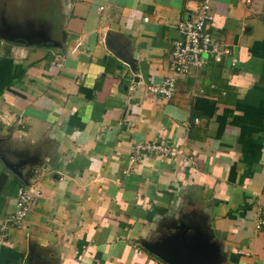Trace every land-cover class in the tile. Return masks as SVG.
Wrapping results in <instances>:
<instances>
[{
    "label": "crops",
    "instance_id": "crops-1",
    "mask_svg": "<svg viewBox=\"0 0 264 264\" xmlns=\"http://www.w3.org/2000/svg\"><path fill=\"white\" fill-rule=\"evenodd\" d=\"M56 1L0 0V31L44 38L0 37V264H264V0H209L237 65L168 98L148 86L202 0ZM153 142L177 152L131 160ZM21 184L41 195L3 230Z\"/></svg>",
    "mask_w": 264,
    "mask_h": 264
},
{
    "label": "built area",
    "instance_id": "built-area-1",
    "mask_svg": "<svg viewBox=\"0 0 264 264\" xmlns=\"http://www.w3.org/2000/svg\"><path fill=\"white\" fill-rule=\"evenodd\" d=\"M209 0H202L197 7L194 18L180 21L176 25L177 38L172 41L171 65L172 77H166L156 85L148 86V89L163 97H171L175 77L187 75L193 69L200 67L202 58L209 57L213 61H227L229 66L234 68L237 65V59L228 44L217 40L211 23L213 16L211 14ZM55 64L59 65L57 62ZM176 149L168 144L157 142L138 144L133 149L131 160L136 162L143 157L145 153L157 154L161 156H172ZM41 195V191L29 184H21L17 188L14 211L7 217L3 224V230L8 227H21L35 199ZM255 228H264V218L257 216Z\"/></svg>",
    "mask_w": 264,
    "mask_h": 264
},
{
    "label": "water",
    "instance_id": "water-1",
    "mask_svg": "<svg viewBox=\"0 0 264 264\" xmlns=\"http://www.w3.org/2000/svg\"><path fill=\"white\" fill-rule=\"evenodd\" d=\"M0 37L8 41H16V42L26 41L28 43H33V44L41 43L44 40V38L40 34L37 35L11 34L3 31H0ZM150 248L152 252H154L158 257H160L162 260H164L169 264H192V262H190L189 260L159 246V244H155Z\"/></svg>",
    "mask_w": 264,
    "mask_h": 264
},
{
    "label": "rangeland",
    "instance_id": "rangeland-1",
    "mask_svg": "<svg viewBox=\"0 0 264 264\" xmlns=\"http://www.w3.org/2000/svg\"><path fill=\"white\" fill-rule=\"evenodd\" d=\"M10 1V0H9ZM37 1H39V0H37ZM41 2H43V3H45V2H50V0H40ZM24 2V1H23ZM56 0H54V3L53 4H55L54 5V9H57V6H56ZM42 4V3H41ZM31 4H29L28 6H27V4H26V10L28 11L29 10V6H30ZM10 6H12V8H14V6L13 5H10ZM22 6H23V9H25V7H24V3H22ZM39 7H40V5H38ZM7 6H5V9L3 8L2 10H1V13L2 12H4L5 14H6V12H7V8H6ZM46 7H48V6H46ZM15 9V8H14ZM20 9V8H19ZM3 13V14H4ZM55 13H56V10H55ZM4 18H0V21H2V24H4L5 26L4 27H6V25L7 24H5V20L7 19V17H5V16H3ZM39 18H40V16H39ZM54 18H56V14H55V16H54ZM44 19V18H43ZM42 19V20H43ZM39 21H41V20H39ZM55 21V23L54 24H56V21H57V19H55L54 20ZM12 30V29H11ZM10 31V30H9ZM13 31V30H12ZM12 31H10V32H7V33H11V34H13V32Z\"/></svg>",
    "mask_w": 264,
    "mask_h": 264
}]
</instances>
